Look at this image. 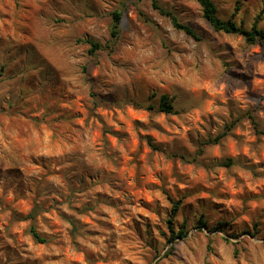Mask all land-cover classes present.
Instances as JSON below:
<instances>
[{
    "label": "rangeland",
    "instance_id": "374dc122",
    "mask_svg": "<svg viewBox=\"0 0 264 264\" xmlns=\"http://www.w3.org/2000/svg\"><path fill=\"white\" fill-rule=\"evenodd\" d=\"M158 3L0 0V264H264V40Z\"/></svg>",
    "mask_w": 264,
    "mask_h": 264
},
{
    "label": "trees",
    "instance_id": "16d2710c",
    "mask_svg": "<svg viewBox=\"0 0 264 264\" xmlns=\"http://www.w3.org/2000/svg\"><path fill=\"white\" fill-rule=\"evenodd\" d=\"M199 3H200L201 8H202L203 17L209 22V24L214 28V30H216L218 32L229 33V34H239V35L243 36L248 42H251V43H256L257 41H263L264 40V31L261 30L257 26V24L253 25L251 27V29H249V30L245 29L243 26L238 25L232 19H230V20L221 19L218 16V8L215 5L214 0H199ZM152 6L154 9L160 11L162 14L169 16L171 18L173 26L176 29L183 31L184 33H186L189 36L197 38L196 33L194 32V30L190 26L179 22L177 17L172 15L170 12H166L165 10H163L159 6L158 0H152ZM113 17H114V30L112 31V35L117 36V34H118L117 29L119 27V23L121 20V14L114 12ZM86 42L91 45V49L89 51L90 53L95 52L96 50L100 49V47H101L100 44H98L92 40H87ZM160 109L167 114H170L173 112V105H172V102H171L168 95H164L162 97ZM222 136L223 135L216 138V141H219V139H221ZM169 200L171 201V204H172V216H170V219L167 222V226H168V230H169L171 239H173V240H175L177 238L183 239L187 236V233H188L185 224L177 232L175 231L174 226H173V223H174L173 219H174V216L176 215V213L179 211V208L181 206V201H172V199L170 197H169ZM36 216H37V211L34 210L32 213H30L29 215L26 216V219L31 220L33 222L35 220ZM200 224H202V225L206 224L204 219H203V216L200 219ZM222 226H223V223H220L219 227H222ZM30 232H31L32 236L34 237V239H36L38 242H41V243L45 242L44 239H41L39 233L37 232V230L35 229V227L33 225L30 228Z\"/></svg>",
    "mask_w": 264,
    "mask_h": 264
}]
</instances>
